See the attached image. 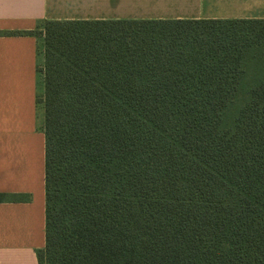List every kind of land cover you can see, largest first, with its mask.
Wrapping results in <instances>:
<instances>
[{
  "label": "trees",
  "instance_id": "obj_1",
  "mask_svg": "<svg viewBox=\"0 0 264 264\" xmlns=\"http://www.w3.org/2000/svg\"><path fill=\"white\" fill-rule=\"evenodd\" d=\"M2 33L39 38L38 264H264V18Z\"/></svg>",
  "mask_w": 264,
  "mask_h": 264
},
{
  "label": "crops",
  "instance_id": "obj_2",
  "mask_svg": "<svg viewBox=\"0 0 264 264\" xmlns=\"http://www.w3.org/2000/svg\"><path fill=\"white\" fill-rule=\"evenodd\" d=\"M264 18V0H0V31L47 19ZM39 38L0 34V264H38L44 246Z\"/></svg>",
  "mask_w": 264,
  "mask_h": 264
},
{
  "label": "rangeland",
  "instance_id": "obj_3",
  "mask_svg": "<svg viewBox=\"0 0 264 264\" xmlns=\"http://www.w3.org/2000/svg\"><path fill=\"white\" fill-rule=\"evenodd\" d=\"M41 63V62H40ZM41 65V64H40ZM41 82V81H40ZM37 95H39V92H38V94Z\"/></svg>",
  "mask_w": 264,
  "mask_h": 264
}]
</instances>
